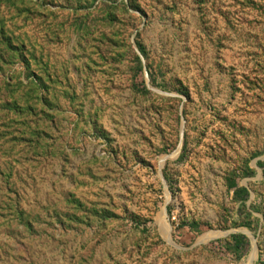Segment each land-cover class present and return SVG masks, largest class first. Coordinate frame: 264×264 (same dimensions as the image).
<instances>
[{"label":"rangeland","instance_id":"rangeland-1","mask_svg":"<svg viewBox=\"0 0 264 264\" xmlns=\"http://www.w3.org/2000/svg\"><path fill=\"white\" fill-rule=\"evenodd\" d=\"M1 37L43 103L0 120V264L264 260V0H0Z\"/></svg>","mask_w":264,"mask_h":264},{"label":"trees","instance_id":"trees-1","mask_svg":"<svg viewBox=\"0 0 264 264\" xmlns=\"http://www.w3.org/2000/svg\"><path fill=\"white\" fill-rule=\"evenodd\" d=\"M0 47V64H4L3 60L5 59H21V54L18 52L19 50H15L14 46L9 43L7 38H0ZM139 49L140 53L145 56L143 49L141 47ZM22 63L24 64V62ZM19 87L23 90H27V92L23 94L22 99H18V95L23 92L20 91L17 86L12 87L11 84L4 83L3 90L6 95L4 96L5 98H0V120L2 122L7 119L12 120L17 117L25 120L27 115L31 114V111L35 108L37 103H43V98L38 96L36 92L39 91L40 93L42 91V86L36 85V83H29L26 87H22L21 85H19ZM40 107L45 108L43 106ZM36 143L38 144V142ZM18 217H20V215H18ZM230 239L232 244L228 247V249L232 252L239 250L238 244L240 242H245L243 236L241 235H231ZM258 264H264V260L260 259Z\"/></svg>","mask_w":264,"mask_h":264}]
</instances>
